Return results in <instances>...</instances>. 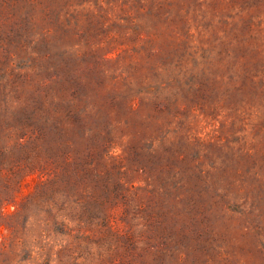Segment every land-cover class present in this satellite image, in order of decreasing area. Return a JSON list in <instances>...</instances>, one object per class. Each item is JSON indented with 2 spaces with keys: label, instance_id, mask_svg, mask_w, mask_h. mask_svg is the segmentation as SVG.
Here are the masks:
<instances>
[{
  "label": "rangeland",
  "instance_id": "374dc122",
  "mask_svg": "<svg viewBox=\"0 0 264 264\" xmlns=\"http://www.w3.org/2000/svg\"><path fill=\"white\" fill-rule=\"evenodd\" d=\"M0 264H264V0H0Z\"/></svg>",
  "mask_w": 264,
  "mask_h": 264
}]
</instances>
